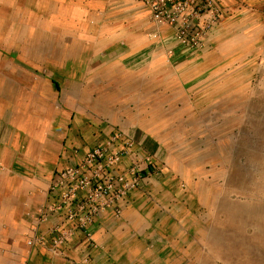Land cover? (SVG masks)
I'll use <instances>...</instances> for the list:
<instances>
[{
	"label": "crops",
	"instance_id": "0c3cea01",
	"mask_svg": "<svg viewBox=\"0 0 264 264\" xmlns=\"http://www.w3.org/2000/svg\"><path fill=\"white\" fill-rule=\"evenodd\" d=\"M52 1L101 4L105 19L100 23L109 21L110 7L120 15L110 38L100 40L106 51L93 60L91 51L84 56L93 73L89 78L99 73L100 82L106 81L101 87L107 89L110 120L91 119L82 130L75 112H61L58 107L45 112L44 85L58 90L57 80L48 85L42 74L29 73L32 76H25L16 92L5 66L0 86V264H218L221 258L225 264L233 263L228 254H234V247L225 253V246L219 252L216 244L210 245L205 233L210 228L200 225L197 217L201 215L178 188L177 180L182 179L176 175L185 174L182 168L173 167L172 176L160 175L152 161L173 160L168 148L172 140L164 143L161 138L189 135V127L194 129L196 122L208 119L211 106L221 97L227 99L234 89L249 87L252 74L264 70V0H207L221 14L201 49L182 46L173 29L153 22L148 8L138 0ZM75 14L64 7L56 16L69 27L75 24ZM97 86L91 80L82 87L74 84L67 95L62 92L63 102L55 97L52 104L86 112L73 101L82 96L81 105H99L101 93L96 101L92 95ZM111 95H117L115 111L109 105ZM130 101L136 105L134 113L127 107ZM95 111L99 113V107ZM111 124L137 144L150 146L153 160L142 162L147 175L143 188L101 212L87 231L77 230L62 252H53L49 230L59 218L50 215L38 223L39 211L51 197V179L109 136ZM128 162L124 159L121 167Z\"/></svg>",
	"mask_w": 264,
	"mask_h": 264
},
{
	"label": "rangeland",
	"instance_id": "374dc122",
	"mask_svg": "<svg viewBox=\"0 0 264 264\" xmlns=\"http://www.w3.org/2000/svg\"><path fill=\"white\" fill-rule=\"evenodd\" d=\"M24 2L0 0V86H3L5 66L7 80H12V90L16 92H20V86L27 80L25 76L36 72L44 76L48 85L56 79L60 86L57 90L56 86L48 89L44 85L45 100L48 101L44 105L45 112L56 107L61 112H75L82 130L91 119L110 120L106 113L107 89L101 87L106 81L100 82L99 73L89 78L93 73L84 62V56L91 51L93 60L94 56L106 51L107 46L100 40L106 41L113 34L120 17L114 12L116 8H108L112 14L107 18L109 21L100 23L105 19L101 4H55L52 0L49 4ZM64 7L76 13L75 24L69 27L56 16ZM89 80L93 85L98 84L92 89V95L96 101L97 93H101L103 102L99 105H81L82 96L73 103L85 108L86 112L76 111V107L68 108L64 103L52 104L55 97L63 102L62 92L67 95L74 84L82 87ZM249 82V87L234 89L236 93L230 92L227 99L221 97L219 103L211 106V117L205 115L209 118L196 122L194 129L189 127V135L161 138L164 143L172 140L170 144L168 142V148L173 160L159 161L154 155V161L150 146L137 144L119 126L111 124L109 133L120 132L126 136L134 148L143 150L144 156L153 160L160 175L167 172L172 176L173 167L182 168L185 174L176 175L177 179H182L181 183L177 180L178 188L201 215L197 217L200 225L210 228L205 230L209 231L205 233L209 235L210 245L216 244L218 250L225 246V253L234 247V254H228L233 261L231 264H264V70L252 74ZM82 90L83 93L86 91ZM0 92L3 94L2 89ZM111 97L113 103L109 105L115 111L117 95ZM96 107H99V113L95 111ZM127 107L130 112H135L133 102L130 101ZM100 126H104L103 123ZM218 264H225L222 258Z\"/></svg>",
	"mask_w": 264,
	"mask_h": 264
},
{
	"label": "built area",
	"instance_id": "2783aa9c",
	"mask_svg": "<svg viewBox=\"0 0 264 264\" xmlns=\"http://www.w3.org/2000/svg\"><path fill=\"white\" fill-rule=\"evenodd\" d=\"M138 1L148 8L153 22L170 26L176 40L187 48H203L205 35L221 14L207 0ZM72 151L78 152L77 149ZM144 155L140 156L139 150L122 133L113 132L85 150L78 161L53 175L50 200L38 214V223L50 215L59 218L49 230L53 252H62L77 230L87 231L101 212L143 188L147 175H143L142 162H151L150 157ZM126 158L128 165L122 168ZM27 243L31 245L32 240Z\"/></svg>",
	"mask_w": 264,
	"mask_h": 264
},
{
	"label": "bare ground",
	"instance_id": "6f19581e",
	"mask_svg": "<svg viewBox=\"0 0 264 264\" xmlns=\"http://www.w3.org/2000/svg\"><path fill=\"white\" fill-rule=\"evenodd\" d=\"M3 8H4V7H3ZM24 10H25V9H24ZM52 15H53V14H52ZM18 17H19V16H18ZM50 17H51V16H50ZM7 18H9V16H8ZM19 19H20V18H19ZM3 20H4V19H3ZM10 20H11V19H10ZM2 22H3V21H2ZM23 23H24V22H23ZM34 27H35V26H34ZM37 28H38V27H37ZM2 29H3V28H2ZM9 29H10V28H9ZM47 29H48V27H47ZM11 30H12V29H11ZM39 30H40V29H39ZM27 33H28V32H27ZM34 35H35V34H34ZM39 35H41V34H39ZM3 36H4V35H3ZM6 36H7V34H6ZM6 36H5V37H6ZM5 37H4V38H5ZM37 37H38V36H37ZM33 38H34V37H33ZM54 40H55V39H54ZM0 41H1V40H0ZM11 42H12V41H11ZM24 42H25V39H24ZM24 42H23V43H24ZM31 42H32V41H31ZM31 42H30V43H31ZM42 42H43V41H42ZM46 42H47V41H46ZM47 43H48V42H47ZM35 44H36V43H35ZM8 45H9V44H8ZM46 45H47V44H46ZM12 46H13V45H12ZM7 47H8V46H7ZM34 47H35V46H34ZM34 50H36V49H34ZM28 111H29V110H28ZM2 139H3V138H2Z\"/></svg>",
	"mask_w": 264,
	"mask_h": 264
}]
</instances>
